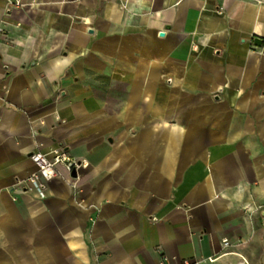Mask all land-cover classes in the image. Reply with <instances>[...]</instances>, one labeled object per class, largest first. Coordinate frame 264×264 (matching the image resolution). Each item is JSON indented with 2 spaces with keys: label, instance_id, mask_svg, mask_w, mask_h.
<instances>
[{
  "label": "crops",
  "instance_id": "obj_1",
  "mask_svg": "<svg viewBox=\"0 0 264 264\" xmlns=\"http://www.w3.org/2000/svg\"><path fill=\"white\" fill-rule=\"evenodd\" d=\"M195 262L264 264V0H0V264Z\"/></svg>",
  "mask_w": 264,
  "mask_h": 264
},
{
  "label": "built area",
  "instance_id": "obj_2",
  "mask_svg": "<svg viewBox=\"0 0 264 264\" xmlns=\"http://www.w3.org/2000/svg\"><path fill=\"white\" fill-rule=\"evenodd\" d=\"M29 159L35 165L36 170L26 179V182L29 186L36 189L42 196L44 184L57 176V165H63L68 173H71L73 168L80 165V163H77L75 160L70 158L62 150H53L50 153H43L40 151L32 152L29 155ZM222 244L224 247L229 246V242L227 240H223ZM194 264L201 263L195 262Z\"/></svg>",
  "mask_w": 264,
  "mask_h": 264
},
{
  "label": "water",
  "instance_id": "obj_3",
  "mask_svg": "<svg viewBox=\"0 0 264 264\" xmlns=\"http://www.w3.org/2000/svg\"><path fill=\"white\" fill-rule=\"evenodd\" d=\"M254 44L257 45V46H261L262 44V40L259 39V38H255L254 39ZM70 176L71 178H76V172H75V169L73 168L71 173H70Z\"/></svg>",
  "mask_w": 264,
  "mask_h": 264
}]
</instances>
